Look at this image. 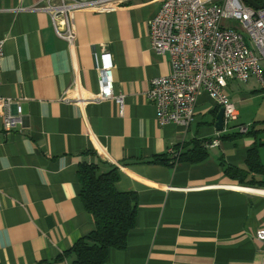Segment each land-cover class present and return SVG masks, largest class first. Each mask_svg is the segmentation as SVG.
Segmentation results:
<instances>
[{"label":"crops","instance_id":"0c3cea01","mask_svg":"<svg viewBox=\"0 0 264 264\" xmlns=\"http://www.w3.org/2000/svg\"><path fill=\"white\" fill-rule=\"evenodd\" d=\"M40 1L0 0V264L50 262L94 229L79 197L81 161L102 170L116 166L115 189L136 196L126 247L110 249L103 264H259L253 233L264 228V173L249 171L245 158L255 147L264 167V119L235 122L240 112L227 88L238 81L230 78L224 90L237 111L227 128L215 129L216 104L205 92L188 127L159 125L145 93L151 79L169 71L147 30L160 2L125 0L112 10L76 12L70 50L49 16L31 8ZM101 44L111 53L113 89L125 95L122 114L112 100H60L75 82L97 92L92 49ZM256 83L250 77L246 90ZM16 107L21 122L5 131L2 116ZM240 125L251 133L240 132ZM233 133L241 135L222 138ZM193 139L217 144L206 146L208 156L199 162H150ZM221 162L262 183L229 179Z\"/></svg>","mask_w":264,"mask_h":264},{"label":"built area","instance_id":"2783aa9c","mask_svg":"<svg viewBox=\"0 0 264 264\" xmlns=\"http://www.w3.org/2000/svg\"><path fill=\"white\" fill-rule=\"evenodd\" d=\"M125 0H41L32 6L49 16L54 34L70 50L76 46L74 14L116 9ZM160 7L148 21L151 47L167 57V74L153 78L145 93L155 108L157 124L174 123L188 127L194 118L197 97L205 92L223 108L222 129L236 120L237 111L227 96L230 78L246 82L255 77L264 86V7L254 8L243 0H158ZM264 1V0H263ZM261 4V3H258ZM3 40H0V74ZM97 71L96 93L73 83L60 100L84 104L112 100L123 113L124 93L113 89V63L106 44L92 49ZM9 101V100H8ZM5 102L8 106L9 102ZM20 108L2 116V128L14 129L21 122ZM248 126L240 125V132ZM212 140L205 146L216 145ZM260 244L264 264V228L253 233Z\"/></svg>","mask_w":264,"mask_h":264},{"label":"trees","instance_id":"16d2710c","mask_svg":"<svg viewBox=\"0 0 264 264\" xmlns=\"http://www.w3.org/2000/svg\"><path fill=\"white\" fill-rule=\"evenodd\" d=\"M262 3L263 0H254ZM218 111L216 106L214 115ZM251 133V131L246 132ZM241 134L223 135L222 138L235 137ZM208 156L204 140L193 139L189 143L175 144L172 152L153 156L150 162L173 166L179 161L199 162ZM245 163L249 171L264 173L255 147L249 149ZM223 166L224 174L231 180L240 183L261 184L252 179L243 178V168ZM116 166L102 170L98 163L81 161L78 163L77 177L80 183V201L91 215L94 229L77 239L69 249L58 254L50 262L37 261L34 264L63 263L71 259L73 264H103L110 249L123 250L126 247L128 232L133 228L136 219V196L132 192H120L114 187L118 179Z\"/></svg>","mask_w":264,"mask_h":264},{"label":"rangeland","instance_id":"374dc122","mask_svg":"<svg viewBox=\"0 0 264 264\" xmlns=\"http://www.w3.org/2000/svg\"><path fill=\"white\" fill-rule=\"evenodd\" d=\"M253 82L255 83V80L251 78L247 82L248 86H250V84L252 86ZM245 84L246 82L238 81V84H231V86L227 88V92L231 100L234 102L236 108L240 112V116L235 122H259L264 119V90H261V88L258 86L259 84L257 85V83L255 87L256 89L246 90Z\"/></svg>","mask_w":264,"mask_h":264},{"label":"water","instance_id":"95a60500","mask_svg":"<svg viewBox=\"0 0 264 264\" xmlns=\"http://www.w3.org/2000/svg\"><path fill=\"white\" fill-rule=\"evenodd\" d=\"M247 2L249 5L253 6L254 8L264 7V1L261 4H258L254 0H243ZM223 124V108H219L215 115V129L218 131L222 130Z\"/></svg>","mask_w":264,"mask_h":264}]
</instances>
